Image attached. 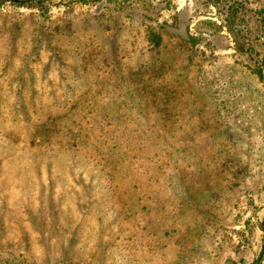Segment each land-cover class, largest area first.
<instances>
[{"label": "rangeland", "instance_id": "374dc122", "mask_svg": "<svg viewBox=\"0 0 264 264\" xmlns=\"http://www.w3.org/2000/svg\"><path fill=\"white\" fill-rule=\"evenodd\" d=\"M0 264H264V0H0Z\"/></svg>", "mask_w": 264, "mask_h": 264}]
</instances>
